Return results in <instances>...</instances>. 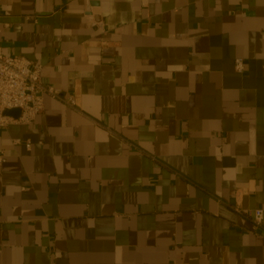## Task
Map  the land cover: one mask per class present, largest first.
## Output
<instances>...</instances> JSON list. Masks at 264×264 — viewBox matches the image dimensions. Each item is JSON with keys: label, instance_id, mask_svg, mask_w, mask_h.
<instances>
[{"label": "crops", "instance_id": "obj_1", "mask_svg": "<svg viewBox=\"0 0 264 264\" xmlns=\"http://www.w3.org/2000/svg\"><path fill=\"white\" fill-rule=\"evenodd\" d=\"M0 49L76 103L0 131V264H264V0H0Z\"/></svg>", "mask_w": 264, "mask_h": 264}, {"label": "built area", "instance_id": "obj_2", "mask_svg": "<svg viewBox=\"0 0 264 264\" xmlns=\"http://www.w3.org/2000/svg\"><path fill=\"white\" fill-rule=\"evenodd\" d=\"M234 70L238 73L244 71L241 59L234 60ZM41 67L22 56H8L0 49V131L10 125H29L43 110V95L55 98L70 107L76 103L72 96L64 99L50 87L41 84ZM18 110L17 118L6 115L7 111ZM14 140V144H20ZM29 149L31 144L25 142ZM4 162L0 156V163ZM244 216L251 219L256 227H261L263 211L256 209L244 212Z\"/></svg>", "mask_w": 264, "mask_h": 264}, {"label": "water", "instance_id": "obj_3", "mask_svg": "<svg viewBox=\"0 0 264 264\" xmlns=\"http://www.w3.org/2000/svg\"><path fill=\"white\" fill-rule=\"evenodd\" d=\"M5 114L13 118H17L19 115V111L18 110L7 111Z\"/></svg>", "mask_w": 264, "mask_h": 264}]
</instances>
